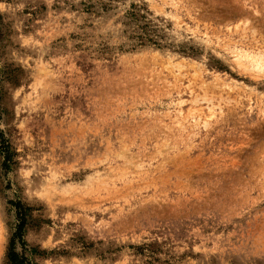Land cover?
Here are the masks:
<instances>
[{"label":"rangeland","instance_id":"obj_1","mask_svg":"<svg viewBox=\"0 0 264 264\" xmlns=\"http://www.w3.org/2000/svg\"><path fill=\"white\" fill-rule=\"evenodd\" d=\"M0 130V264H264V0H0Z\"/></svg>","mask_w":264,"mask_h":264},{"label":"trees","instance_id":"obj_2","mask_svg":"<svg viewBox=\"0 0 264 264\" xmlns=\"http://www.w3.org/2000/svg\"><path fill=\"white\" fill-rule=\"evenodd\" d=\"M1 133V130H0ZM1 137V136H0ZM0 153L4 157L3 169L5 172H8L13 165L12 158L10 155V146L6 140L0 138ZM16 209L18 210V225L16 227V231L12 236L7 258L10 264H32L25 256H22L17 253L16 246H24V232L26 226V210L23 209L20 204H16Z\"/></svg>","mask_w":264,"mask_h":264}]
</instances>
